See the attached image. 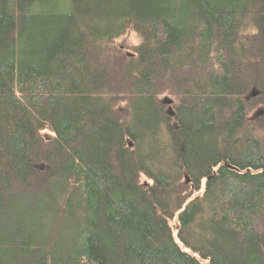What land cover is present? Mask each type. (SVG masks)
Wrapping results in <instances>:
<instances>
[{
	"label": "trees",
	"instance_id": "obj_1",
	"mask_svg": "<svg viewBox=\"0 0 264 264\" xmlns=\"http://www.w3.org/2000/svg\"><path fill=\"white\" fill-rule=\"evenodd\" d=\"M261 113L264 0H0V264H264Z\"/></svg>",
	"mask_w": 264,
	"mask_h": 264
},
{
	"label": "water",
	"instance_id": "obj_2",
	"mask_svg": "<svg viewBox=\"0 0 264 264\" xmlns=\"http://www.w3.org/2000/svg\"><path fill=\"white\" fill-rule=\"evenodd\" d=\"M258 96H259V93L256 92V91H253V92L251 93V95L248 97V100H250L251 98H256V97H258ZM164 104H166V105H172V101L166 99V100H164ZM169 115H170L171 117H174V116H175V114H174V112H173L172 109L169 111ZM260 116H264V113H261ZM185 183H186L187 185L191 183V179H190V177L187 176V175L185 176Z\"/></svg>",
	"mask_w": 264,
	"mask_h": 264
},
{
	"label": "bare ground",
	"instance_id": "obj_3",
	"mask_svg": "<svg viewBox=\"0 0 264 264\" xmlns=\"http://www.w3.org/2000/svg\"><path fill=\"white\" fill-rule=\"evenodd\" d=\"M163 103H164V101H162ZM166 105V104H165ZM173 110V112H174V114H175V111H174V109L172 108V105H167V114L169 115V111L170 110ZM170 116V115H169ZM171 117V116H170ZM175 117V116H174ZM171 118H173V117H171Z\"/></svg>",
	"mask_w": 264,
	"mask_h": 264
},
{
	"label": "rangeland",
	"instance_id": "obj_4",
	"mask_svg": "<svg viewBox=\"0 0 264 264\" xmlns=\"http://www.w3.org/2000/svg\"><path fill=\"white\" fill-rule=\"evenodd\" d=\"M249 32L251 33V32H253V30L252 31H249ZM125 43H126V41H125ZM125 43H122V44H125Z\"/></svg>",
	"mask_w": 264,
	"mask_h": 264
}]
</instances>
